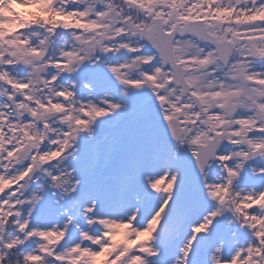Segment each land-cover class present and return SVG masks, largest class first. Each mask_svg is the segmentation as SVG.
<instances>
[{
	"label": "snow or ice",
	"instance_id": "obj_1",
	"mask_svg": "<svg viewBox=\"0 0 264 264\" xmlns=\"http://www.w3.org/2000/svg\"><path fill=\"white\" fill-rule=\"evenodd\" d=\"M0 264H264V0H0Z\"/></svg>",
	"mask_w": 264,
	"mask_h": 264
}]
</instances>
